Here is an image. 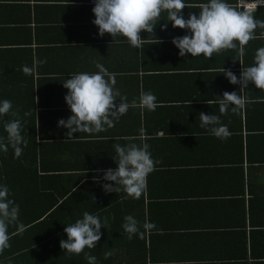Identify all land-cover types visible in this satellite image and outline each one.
<instances>
[{"label": "crops", "instance_id": "obj_1", "mask_svg": "<svg viewBox=\"0 0 264 264\" xmlns=\"http://www.w3.org/2000/svg\"><path fill=\"white\" fill-rule=\"evenodd\" d=\"M184 2L188 19L190 13L198 16L208 0ZM226 2L243 11L238 0ZM95 4L0 0V93L13 108L35 111L25 122L36 124L32 153L47 178V185L38 180L33 187L45 195L42 201L15 198L19 214L13 225L48 221L47 229L20 231L0 253V264H88L86 255L95 256L96 264H264V91L250 83L242 93L245 107L236 113L230 107L221 116L231 133L227 139L201 128L198 117L201 112L219 115L217 102L224 92L241 94V86L231 84L221 69L239 78L243 66H253L264 39L250 40L243 57L238 49L214 53L210 60L181 57L172 40L189 32L173 28L162 12L154 32L141 31V51L124 37L99 35L92 23ZM251 14L264 21V6ZM261 32L257 27L255 35ZM34 60L44 63L25 75L23 66L32 67ZM97 63L115 75L117 104L127 97L129 109L106 131L68 139V129L58 126L72 115L63 83L71 74L99 72ZM142 91L156 96L155 111L139 107ZM117 143H147L158 161L138 200L122 188L119 193L103 190V184H114L103 180V170L118 167L113 159ZM83 185L81 201H56V191ZM86 211L100 218L103 235L95 248L69 255L60 247L67 240L64 229ZM128 215L145 232L143 239L124 234ZM145 221L156 227L145 231Z\"/></svg>", "mask_w": 264, "mask_h": 264}, {"label": "clouds", "instance_id": "obj_2", "mask_svg": "<svg viewBox=\"0 0 264 264\" xmlns=\"http://www.w3.org/2000/svg\"><path fill=\"white\" fill-rule=\"evenodd\" d=\"M185 7L188 6L184 0H96L92 9L96 18L92 23L98 27L101 37L106 33L114 39L118 36L124 37L132 47L142 51L144 39L140 36L141 31L149 34L154 32L161 13L166 12L167 21L173 28L189 32L188 35L172 40L179 49V56L191 54L192 57L203 56L209 60L214 53L218 54L223 50L238 49V57H243L245 46L250 40L264 39V32H261L259 37L255 35L257 27L264 29V21L256 20L247 10H237L226 0H208L199 6L198 16L190 13L188 19L183 16L182 10ZM163 27L167 29L168 24ZM235 60H239L243 65L239 58L235 57ZM40 63L44 61L34 60L32 67L23 66V73L33 75L36 65ZM96 67L99 69L97 73L71 74V78L63 83L68 89L65 100L72 115L67 120L60 119L58 126L68 129V139L74 137L75 133L106 131L107 128L114 127V121L119 120L129 109L127 97H121L117 104L120 92L114 89L115 75L108 73L102 64L97 63ZM221 71L231 84L241 86V94L235 91L224 92L217 102L219 115L201 112L198 117L201 128L208 129L212 135L224 140L231 133L226 125L221 124V116L226 115L230 107L234 113L245 107L246 100L242 93L250 83L264 91V47L257 49L253 66H243L239 78L230 69L222 68ZM207 103L211 104V101ZM158 106L155 95L151 92H141L139 107L155 111ZM12 108L11 101H0V116H18V112L11 111ZM28 115L30 113L26 112L25 116ZM4 130L7 133V143L4 138H0V150L7 152L10 145L14 149L15 158H19L23 151L21 145L27 147V141L21 135V121L14 119L5 122ZM149 147L147 143L142 146L135 143L127 146L118 143L114 145L116 155L113 159L118 167L103 170V180L114 182L102 185L105 193H119L122 188L127 197L140 199L147 187V177L158 163L152 159ZM18 214L19 205L9 199L8 187L0 186V253L9 247L8 227L16 223ZM124 220L122 227L129 240L136 234H139L140 239L144 238L145 232L140 231L139 223L133 216H125ZM102 227L104 225L98 216L84 212L82 219L65 227L67 240L60 241L61 249L69 255H79L86 247L95 248L103 235ZM155 227V224L148 221L143 224L145 231ZM86 259L88 264H96L95 256L86 255Z\"/></svg>", "mask_w": 264, "mask_h": 264}, {"label": "trees", "instance_id": "obj_3", "mask_svg": "<svg viewBox=\"0 0 264 264\" xmlns=\"http://www.w3.org/2000/svg\"><path fill=\"white\" fill-rule=\"evenodd\" d=\"M3 100H6L5 96H3V93H0V101ZM11 111L18 112V116L14 117L11 114L0 116V138H4L5 143H7V133L4 130V124L7 121L19 119L21 121V135L27 141V147L21 145L23 151L19 158H15L14 149L10 145L8 146L7 152L0 150V186L6 185L8 187L9 199L13 201H16V197L20 199L19 201H31L30 198L37 201L40 197L38 201H42L45 195H42V191H40L41 193H38V191L33 188L38 185V180L42 184L47 185V178L39 173L37 166L38 158L37 156H33L32 153L34 144L32 140L37 135V128L35 122H25V117H30V115L25 116V113L27 112L31 114L35 113V111L31 112L29 110H18L15 108H12ZM75 184L76 182L73 181L71 186H75ZM85 196L86 190L84 189V185L73 188L69 187L67 189L65 188L60 192L56 191V201H81ZM76 220L78 219L73 220L72 224L75 223ZM47 228V219L43 222H38L37 219H31L27 221L26 224H21L19 226L9 225V246H11L10 242L15 240V236H18L20 231H40Z\"/></svg>", "mask_w": 264, "mask_h": 264}, {"label": "built area", "instance_id": "obj_4", "mask_svg": "<svg viewBox=\"0 0 264 264\" xmlns=\"http://www.w3.org/2000/svg\"><path fill=\"white\" fill-rule=\"evenodd\" d=\"M96 1V0H95ZM239 6L243 8V10H247L250 13L257 10L258 7L264 6L263 0H238Z\"/></svg>", "mask_w": 264, "mask_h": 264}]
</instances>
